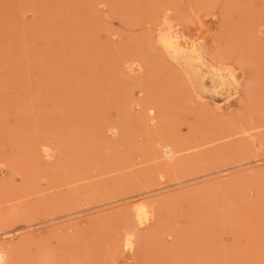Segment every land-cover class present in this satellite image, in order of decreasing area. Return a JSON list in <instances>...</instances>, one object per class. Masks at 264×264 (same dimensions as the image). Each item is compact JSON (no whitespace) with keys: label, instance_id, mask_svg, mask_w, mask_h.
Wrapping results in <instances>:
<instances>
[{"label":"rangeland","instance_id":"374dc122","mask_svg":"<svg viewBox=\"0 0 264 264\" xmlns=\"http://www.w3.org/2000/svg\"><path fill=\"white\" fill-rule=\"evenodd\" d=\"M0 244L264 264V0H0Z\"/></svg>","mask_w":264,"mask_h":264},{"label":"bare ground","instance_id":"6f19581e","mask_svg":"<svg viewBox=\"0 0 264 264\" xmlns=\"http://www.w3.org/2000/svg\"><path fill=\"white\" fill-rule=\"evenodd\" d=\"M173 33H169L167 35L164 34L165 36L161 39V41H163L164 45L167 48H169V51L171 49H173L174 51L181 52V53L184 50H185V52H186V50L189 51V52L191 51L190 53L196 52L195 51L196 48H194V47H196L195 44H194L195 41L190 42L188 40H185L184 43H182L179 40L178 36L173 34ZM141 204H143V203H141ZM146 206H147V204L146 205H140V206L138 205V207L136 209L137 210L136 215L138 217L139 222H141V224L143 222H145V221H148L149 218H150V214H149V211L147 209L148 206L147 207ZM131 240H133V239H131L130 237L127 236L125 244L128 245V246L132 245V241ZM5 262H6V254H5V251L3 250V248H2V246L0 244V264H5Z\"/></svg>","mask_w":264,"mask_h":264}]
</instances>
